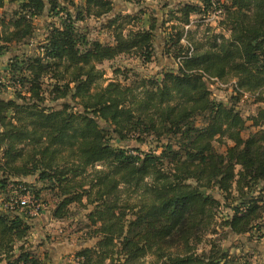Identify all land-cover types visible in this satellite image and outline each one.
<instances>
[{"label":"trees","instance_id":"trees-1","mask_svg":"<svg viewBox=\"0 0 264 264\" xmlns=\"http://www.w3.org/2000/svg\"><path fill=\"white\" fill-rule=\"evenodd\" d=\"M154 1L161 21H145L143 4L130 13L112 0H0V57L12 55L0 72L12 90L0 94V264H45L48 253L27 245L35 216L14 201L29 192L38 203L46 189L58 222L73 204L89 210L75 264H247L218 229L264 238V0ZM214 7L217 27L204 22ZM38 24L41 39L17 52ZM157 28L175 70L114 68L107 79L102 66L121 56L153 61ZM211 79L233 83L228 105L212 98ZM244 94L258 104L246 118Z\"/></svg>","mask_w":264,"mask_h":264},{"label":"rangeland","instance_id":"rangeland-1","mask_svg":"<svg viewBox=\"0 0 264 264\" xmlns=\"http://www.w3.org/2000/svg\"><path fill=\"white\" fill-rule=\"evenodd\" d=\"M138 1H140V3ZM119 3L122 4L123 0H119ZM137 4H143V6L147 9V13L143 17L145 21L148 20V14L152 12L156 13L161 21L164 9L162 4L154 0H132L131 5L127 6V8H124L123 10L126 11L129 8L130 13H134L137 7H139ZM193 19L195 18L193 17ZM219 21L220 19L216 17H210L209 23H212L210 26L217 27L219 25ZM38 25L39 29L37 35L34 36V39L30 44L32 47L30 45L19 46V50L17 48V52L26 51L27 53H30L32 51L33 46H35L38 39H41L42 37L41 25ZM87 26L90 29L93 37L98 36L96 34H101L98 23L88 21ZM155 34V53L154 59L151 63L142 66L135 55L121 56L110 63H105L102 66V69L106 71V78H113L112 69L114 68L120 69L123 72L129 71V73H126L128 75H133L130 73L131 71L132 73L143 76L158 75L163 69L175 70V62L171 58L166 57L164 54V43L162 36L164 34L163 29L157 28ZM99 36L101 37V35ZM5 63V58L0 59V71L6 66ZM122 76V74H118L116 78L121 79ZM0 83V94L5 97L10 96L12 90L4 88L6 81L1 78ZM231 95L232 94L229 88L219 89L213 86L212 98L214 100L228 105L231 101ZM254 101V99L249 98L247 100H241L236 104L238 111L243 115V117L246 118L255 113L258 104ZM248 125H250V123H248ZM252 131L253 129L250 128L245 130L243 132V136H247ZM130 146L139 147L143 151H149L153 148V144L151 143L139 146L135 142H131ZM215 147L219 151L224 150V147H221L218 144H215ZM23 180L27 183H33L32 185L35 188L39 189L41 187L40 183L35 182L34 177H26ZM213 195L223 202L222 197L216 191L213 192ZM57 203L58 198L55 197V195L52 194L50 190L46 189L41 192L40 200H38L39 209H41V212L35 216V219L30 220L33 222L34 228L30 231V234L27 238V245L38 255H42V253L46 251L48 252L49 257H51V261L46 259L44 262L45 264H51V262H53L52 259L55 260L54 257H58V259H60L59 261L57 259L55 264H72L70 262L68 263V261L72 258H68L73 256V254L84 244V233H86L85 225L87 223L85 215L89 210H85L73 204L70 206L69 218L63 222H58L51 217L52 211L54 210ZM223 207L221 208L219 222H221L223 217L229 213V210ZM218 230L219 235L217 237L220 238L219 244L223 249L228 250L232 255L240 257V259L245 261L247 264H264V238L260 236L261 234H251V236H224L225 230L220 228ZM87 244L90 245L91 242H88ZM66 247H70L72 250L65 252L64 248ZM64 257H66V259H64Z\"/></svg>","mask_w":264,"mask_h":264},{"label":"built area","instance_id":"built-area-1","mask_svg":"<svg viewBox=\"0 0 264 264\" xmlns=\"http://www.w3.org/2000/svg\"><path fill=\"white\" fill-rule=\"evenodd\" d=\"M210 17H216V18L221 20L222 19V9L220 7H214L213 11L208 12L206 14V16L204 17V22L208 24L210 21ZM211 24L212 23H209V25H211ZM188 27L189 26H186V29ZM218 30H219V28H217V31ZM211 81L214 83V85H212V87L215 86L216 88H219V89L229 88L230 91H232V89H233L232 86H234L233 83L223 84L216 79H211ZM247 97L248 96L244 94L243 100L247 99ZM14 202H15V204H17L21 208H29V214L31 216H37L39 204L34 199V196L31 195L29 192H26L24 195L18 196Z\"/></svg>","mask_w":264,"mask_h":264},{"label":"crops","instance_id":"crops-1","mask_svg":"<svg viewBox=\"0 0 264 264\" xmlns=\"http://www.w3.org/2000/svg\"><path fill=\"white\" fill-rule=\"evenodd\" d=\"M82 1L83 0H75V2L77 3V4H79V5H81L82 4ZM113 2H114V4H115V11H122V12H130V10H129V8L125 11V10H123L124 8L126 9L127 8V6H130L131 5V3L130 2H128V1H125V0H123V3L121 4V3H119V0H112ZM121 1V0H120ZM182 1H184V0H170V2L174 5V4H177V3H179V2H182ZM164 35V34H163ZM162 35V36H163ZM10 56H12L10 53H8V54H6V55H4V56H1L0 57V59H6V63H5V65L7 64V62H8V59H9V57ZM6 67V66H5ZM5 67H3V69L5 68ZM3 69H1V70H3ZM1 72V71H0ZM65 249V252H69V251H71L72 250V248H70V247H66V248H64ZM45 251H46V249H45ZM47 252V251H46ZM48 253V252H47ZM59 258H60V256H59ZM68 258V257H67ZM70 258H72L71 260H69L68 261V263L70 262V263H72V264H75L74 263V261H73V256H71V257H69L68 259H70ZM48 259H49V261H51V257H49V255H48ZM54 259L55 260H53L52 259V261L53 262H51V264H55L56 263V261H57V259H58V257H54ZM64 259H66V257H64ZM60 259H58V261H59Z\"/></svg>","mask_w":264,"mask_h":264}]
</instances>
